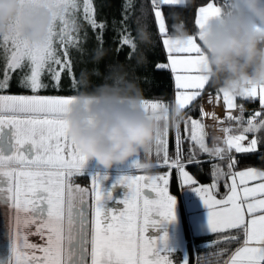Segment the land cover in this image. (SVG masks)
I'll use <instances>...</instances> for the list:
<instances>
[{"label": "snow or ice", "instance_id": "1", "mask_svg": "<svg viewBox=\"0 0 264 264\" xmlns=\"http://www.w3.org/2000/svg\"><path fill=\"white\" fill-rule=\"evenodd\" d=\"M30 5L39 4L42 0H24ZM43 2L62 6L63 14L59 17L62 25L57 33H50L48 41L40 45H29L17 35L4 37L6 65L0 77V90L10 87L12 73L21 71L19 86L31 91V95H0V137H5V129L10 131V148L7 152L0 147V205H7L13 216L11 228V259L4 264H171L168 254L172 251L159 244L168 239L165 233L158 241L145 235L150 226L163 221L176 219V200L169 194L168 175L133 174L121 175L116 184L125 186L127 194L120 201L124 207L118 213L106 210L104 203L112 200V192L105 190L103 182L109 177L100 173L87 171L86 157L74 146L67 136V126L63 119L71 98L41 95L42 90L60 88L64 72H71L69 60H62L55 47L58 37L65 45L64 57L68 56L67 46L76 45L79 40V26L71 18L79 7L78 0H43ZM130 2V0H129ZM154 8L158 31L163 37L162 43L168 52V63L158 64L159 69H170L175 74L176 103L183 109L188 108L202 96L208 84L201 75L203 55L196 35H191L186 42L174 40L168 34L165 15L161 6L175 5L176 0H151ZM85 19L93 28L98 25L91 15L90 0H84ZM220 7L209 3L199 8V17L195 20L198 30L203 26L202 20L218 14ZM70 23L75 26L70 27ZM19 22H17V28ZM12 49L7 55V45ZM122 44L134 48L132 38L122 37ZM47 73L54 83H45L43 77ZM259 101L264 105V89H259ZM219 92H222L219 90ZM223 93L224 104L228 109L236 108L235 97ZM257 89L253 88L244 96L255 98ZM208 103H212L211 97ZM161 103L146 100V106L153 109ZM243 107L240 115L230 112L227 120H235L240 134L227 135L226 147H217L211 151L204 142L205 125L198 120L191 121L190 139L199 148L227 160L228 171L217 166L213 172L215 178L211 187H197L196 181L185 171L182 163L184 156L180 150L179 126L177 127V151L175 158L169 156L167 141L160 137L156 145L157 153L162 150L163 162L160 167L167 166L177 170L181 186L195 191L208 209L207 222L211 233H224L226 230L242 231L243 246L224 261V264H264V171L249 168L246 171L234 172L232 149L236 153H254L260 142L252 138L247 147L241 141L247 139L246 134H257L264 130V109L250 115L245 122ZM201 114L215 119L214 112H205L201 105ZM259 118V119H257ZM246 125V126H245ZM221 131L232 132L230 128ZM167 135V130L164 136ZM189 162H192L191 156ZM139 170L137 162L129 165ZM88 174L92 179V188L75 185L72 178L76 175ZM230 177L231 184L226 185L228 192L217 199L213 190L221 177ZM250 181H259L248 186ZM115 186V185H114ZM156 194V199H148L144 189ZM92 197L89 205L88 196ZM91 208V219L89 212ZM247 217V219H246ZM35 234L42 238L47 232L46 246L30 244L22 229L37 224ZM236 237H225L231 243ZM23 249L32 250L31 252ZM39 251L42 255L37 256ZM185 264H188L185 258Z\"/></svg>", "mask_w": 264, "mask_h": 264}, {"label": "clouds", "instance_id": "2", "mask_svg": "<svg viewBox=\"0 0 264 264\" xmlns=\"http://www.w3.org/2000/svg\"><path fill=\"white\" fill-rule=\"evenodd\" d=\"M195 2L176 0L175 5L191 8ZM62 14V6L43 0L35 5L0 0V37L11 39L18 31L29 45L43 44ZM172 18L171 38L186 42L193 34L179 14L173 13ZM202 24L195 35L204 57L201 75L208 84L233 97L264 89V0H227L218 14ZM132 40L136 66H146L145 49L153 44L148 26L138 25ZM104 55L97 51L95 61ZM90 75H100L99 70L81 74L82 90L72 96L63 116L69 140L89 163L105 171L135 161L139 170L151 174L154 163L148 157L153 146L166 130L184 121L185 110L177 103H161L155 109L146 106L139 79L124 64L109 65L99 84H91ZM219 140L218 133L212 136L211 151Z\"/></svg>", "mask_w": 264, "mask_h": 264}, {"label": "trees", "instance_id": "3", "mask_svg": "<svg viewBox=\"0 0 264 264\" xmlns=\"http://www.w3.org/2000/svg\"><path fill=\"white\" fill-rule=\"evenodd\" d=\"M210 0H196L195 5L191 8H183L176 5L161 6L162 13L165 15L166 27L168 34L171 35V25L173 23L172 14L177 13L184 20L191 33L195 35L198 27L195 25L197 16V9L200 5ZM219 3L222 8L226 5L227 0H214ZM79 7L74 11L71 18L76 21L79 26V32H74L73 35H78L79 40L76 45L67 46L68 56L64 57L65 45H62L57 37L55 40V47L61 59H67L71 63V72H64L61 78L60 88H49L42 90L40 94L50 95H75L82 90V85L79 83L82 73L91 74L94 69H98L100 75H90L91 84H99L102 82L103 74L108 71V66L121 63L127 66L128 70L139 79L141 88L143 89L144 98L146 100H159L163 103H176L175 88V74L170 69H159L157 67L160 62L168 60V52L162 43L163 37L158 31V23L155 19L154 8L151 0H90L91 15L98 25L103 27L93 28L88 20L85 19L83 9L84 0H78ZM140 24H146L149 31L152 33L153 44L148 46L145 51L148 58L146 66L137 67L135 58L130 46L122 44V37L129 36L133 39L136 36V28ZM62 25L58 22L55 31L58 33ZM141 47H144L143 45ZM97 51L105 52L104 57L97 63L94 59ZM2 68H5L4 62ZM10 87L4 92L11 93H31L30 90L19 86V77L22 75L21 71L12 73ZM45 83L52 82L47 73L43 77ZM218 93L219 89L205 85L202 96L197 101L193 102L185 110V117L201 116L202 97L205 93ZM238 103L244 108V115L249 109L256 108L260 105L258 98L245 99L244 97H237ZM203 109L205 110V101L203 99ZM264 109V107H263ZM262 112V110H261ZM264 115V112H262ZM231 126L234 132L239 127L234 120ZM184 125L182 153L184 156L183 164L198 180V182L206 183L214 179L213 172L215 171V162L220 160L218 157L211 156L209 153L203 152L198 144L190 139V134L186 133V119L182 121ZM173 133V131H172ZM251 134V133H250ZM260 142L257 145V150L254 153H236L232 149L231 155L234 158L235 167L233 169L245 166H257L264 168V130L254 134ZM171 140V139H170ZM172 144L169 145V154H171ZM226 147V145L218 146ZM191 156L192 162H189ZM174 158V153L171 155ZM222 165H226V160L222 161ZM232 169V171H233ZM167 166L160 167L155 165L151 173H162L168 171ZM228 171L227 166L222 170ZM82 182L89 185L90 176L86 173L81 177ZM230 177H221L219 195H225L228 192ZM169 187L172 193L176 194L181 202L184 237L187 243L188 264H222L227 256L243 241V233L239 230H226L224 233H195L192 231L188 222L187 214L181 197V183L180 177L175 169H170ZM236 237L231 243H227L225 237ZM203 240H217L215 245L210 248H200L196 244ZM181 253V252H180Z\"/></svg>", "mask_w": 264, "mask_h": 264}, {"label": "crops", "instance_id": "4", "mask_svg": "<svg viewBox=\"0 0 264 264\" xmlns=\"http://www.w3.org/2000/svg\"><path fill=\"white\" fill-rule=\"evenodd\" d=\"M209 3H214L215 6L217 7H220L222 9V6L215 2L214 0H210L202 5H200L197 9V16H196V19L199 17L200 13H199V8L200 7H207V5ZM197 37V36H196ZM197 42L199 43L198 41V38H197ZM169 61H164V62H160L163 63V64H167ZM205 94H211V96H217L215 98L217 103L219 104V106L217 107H213V108H210V104L208 108V111L211 113V112H214V113H217L219 112V114H222L220 116V120L222 122L225 121V126H223L224 128H231V126H233L234 124V120L233 121H229L227 120V115L228 113L230 112L233 116H239L240 115V107L242 106L240 103H238L237 101V97H235V100H234V103L236 104V108L234 109H228L227 106L224 104V100H223V93L222 92H218V93H205ZM204 94V95H205ZM42 95H46V96H59V97H62V98H71L73 95H50V94H42ZM203 95V96H204ZM259 95H260V91L259 89H257V94H256V97L255 98H258L259 99ZM218 97L220 98V101L218 99ZM255 98H250V99H255ZM157 102H162V101H159V100H155ZM202 102H203V97H202ZM163 103V102H162ZM205 106V108H207ZM243 107V106H242ZM264 105H260L256 108H253V109H249L247 111H249L246 115H244V121L246 122L249 118H250V115H253L255 114L256 112H261V110L263 109ZM244 111H245V108L243 107ZM205 111V110H204ZM259 119V118H257ZM192 120H199L201 121V123H203L205 125V117L204 115H201V116H197V117H191L187 120L188 124H186V133L187 134H190L191 136V121ZM246 126V125H245ZM173 131V133H172ZM178 132H179V137H180V150L182 151V144H183V133H184V125L182 124V122L180 123L179 125V129H178ZM205 132L206 131V127H205ZM231 134H240L239 132H230V133H225L223 132V134L220 136V140L218 142V145L217 146H222V145H225V140L227 139V135H231ZM247 135V139L244 140V141H241V143L243 144L244 147H247L248 146V143L249 141L252 139V138H255V135L254 134H246ZM162 138L163 139H166L167 141V149H168V153H169V145L170 143L172 144V141H173V148H171V154H169V156L171 157L172 153H174V158H175V154H176V151H177V128H169L167 130V135L164 136V134L162 135ZM171 139V140H170ZM204 142L205 144L210 147L211 144H212V138L209 136V135H205L204 136ZM156 146L154 145L153 146V150L152 152L149 154V159H153L154 155L158 154L156 153ZM163 154V152H161ZM183 163V162H182ZM136 169H131L129 166H117V167H114L113 169L109 170V171H105L101 168H98L94 162L92 163H89L87 164V171L89 173H100V174H107L108 177L110 178H114V179H118L121 175H125V174H133V173H136V174H145L142 170H138L135 172ZM151 174H154V175H165L167 174L168 175V178H169V174H170V169L168 171H165V172H162V173H151ZM147 175V174H145ZM168 190H169V194L172 195L175 200H176V208H175V212H176V219L174 221H170V222H166V221H163L155 226H150L149 227V230L147 233H145V235L147 237H149L150 239L152 238H155L157 239L158 241L160 240V237H162L165 233H167V241H166V244L164 243V246H166V248H171V249H174L173 251L176 252L177 250H180V249H176L177 247V243L175 245V248H172V246H174L172 244V239H175V241H177V239H181L182 236H183V220H182V209H181V202L179 201V199L177 198L176 194L172 193V191L170 190V187L168 186ZM114 190H112V197L114 195L113 193ZM122 197H120L117 202H113V200H110V201H106V202H103L104 203V207L106 208V210H110L111 212L113 213H118L119 211H121L124 207V205L120 202L123 200V198L125 197V195L127 194L128 192V189L127 188H122ZM144 194L145 196L148 198V199H156V194L151 192L150 189H147L145 188L144 189ZM247 219V217H246ZM244 240V238H243ZM170 244L168 245L167 243ZM163 243V242H162ZM179 244V242H178ZM170 246V247H168ZM241 246H243V241L238 245L236 246L233 251L227 256V258L224 260H229V258L235 253V251L240 248ZM181 248V247H179ZM224 264V262L222 263Z\"/></svg>", "mask_w": 264, "mask_h": 264}, {"label": "rangeland", "instance_id": "5", "mask_svg": "<svg viewBox=\"0 0 264 264\" xmlns=\"http://www.w3.org/2000/svg\"><path fill=\"white\" fill-rule=\"evenodd\" d=\"M6 47H7V50H8L7 51V55H10L11 50H13L11 42H9V44ZM4 62H6V50H5V46L3 45V38L0 37V77H2V68L4 66L3 65ZM31 94L32 93H11V92L0 91V95H31ZM209 97H211V99H212V103L211 104L208 103ZM215 97H217V96H211V94H205L203 96V99L205 101V106L207 107V106H209V104L211 106V107L209 106L210 108L219 106V104L216 101L217 98H215ZM218 99L220 101L219 97H218ZM147 101H149V103L157 102L155 100H147ZM157 103H162V102H157ZM209 107L205 108V112H209L208 111ZM221 115L222 114H219V112L215 113V117H216L215 119H213L211 116L204 115L206 131H207L208 135L211 138H212L213 135H215L217 133L219 134V137L223 134V131H221L220 129L224 128L223 126H225V121L222 122L219 119ZM185 119L187 121L189 118L185 117ZM155 146H156L155 150H156V153H157V147L158 146L156 144H155ZM161 152H162V150L159 152V154H156V155L153 156L154 158L152 159V161L154 163V166L162 164V162H163V154ZM217 166H219V168L223 170L224 167L227 166V160H226V165H222V161L217 160L215 162V168ZM249 168L260 170V171H264V168L253 166V165L245 166V167H241V168H237V169H233V171L234 172L246 171ZM136 171H138V170L136 169L135 172ZM185 171H187L189 173V175L192 176V178L196 181V185L195 186H197V187H211V185L213 184V182L215 180V178H214L211 182H206V183L198 182L196 177L189 170H187L185 168ZM133 175L142 176V175H145V174L133 173ZM108 179L115 186L117 185L119 187L126 188L125 186L116 184L117 179H114V178L112 179L110 177ZM220 179L217 182V188L213 190V194L216 196L217 199H220V198L224 197V195H219L218 194V190H220V187H219ZM111 182L108 183L107 185L104 184L103 187H107L109 190H113V186H112ZM231 182L232 181H231V178H230L228 185H230ZM256 183H259V181H250L248 186H254ZM181 197L183 198L184 208H185V211H186V214H187V218H188V222L190 224V227H191L192 231L195 232V233H199V234L200 233H207V232L210 233L211 231L209 229L208 222H207L208 209L203 204V202L200 199L199 195L195 191L191 190V188H189L187 186H184V187L181 186ZM116 198H118V197H116ZM182 220H183V218H182ZM166 222H170V221H166ZM183 231H184V229H183ZM172 240H173L172 244L174 245V246H172V248H175V245L177 243V246H176L177 248L176 249H180V250H177V251H182V253L184 255V260H182V262H179L177 264H184L185 263V258H186L185 253H187L186 239H185V237L183 235L182 238L181 239L178 238L177 241H175V239H172ZM216 241L217 240H203V241H200V243H197L196 246L200 247V248H210V247L215 245ZM178 242H179V244H178ZM168 247H170V246H168ZM179 247H181V248H179ZM168 249L172 251L171 254H168V258L171 260V263H173L172 256L175 255V257H176V253H180V252H174L173 251L174 249H171V248H168Z\"/></svg>", "mask_w": 264, "mask_h": 264}, {"label": "flooded vegetation", "instance_id": "6", "mask_svg": "<svg viewBox=\"0 0 264 264\" xmlns=\"http://www.w3.org/2000/svg\"><path fill=\"white\" fill-rule=\"evenodd\" d=\"M5 133L6 136L5 137H0V147L5 148L7 152H11V148H10V131L9 129H5ZM84 175H76L72 178V182L75 185H79L80 187L83 188H87L89 189V193L91 191L92 188V179L90 177V182L89 185H87L85 182H82L81 177H83ZM111 181H109V179H107L106 181L103 182L104 184H108ZM112 184V182H111ZM102 185V186H103ZM113 186V198L112 200H114L113 202H117V200L122 197V187L119 186H114V184H112ZM105 190L108 191H112L109 190L107 187H104ZM118 197V198H116ZM88 202L89 205L91 206L92 204V197L89 194L88 196ZM89 219H91V208H90V212H89ZM13 226V216L11 213V210H9L7 208V205H0V258L2 257V264H3V258L5 257L6 259H11V252H10V243H11V228ZM37 227H38V223L37 224H32L30 225L28 228H24L22 229V233L27 235V240L30 244H35L37 246H46V241H47V232L45 231V235L42 238L40 235L35 234L37 231ZM183 235H184V231H183ZM168 245L170 244L167 243ZM160 247L164 246V242L159 244ZM23 251H28L31 252L32 250L29 249H23ZM176 252H181V253H176V257L175 255L172 256V260L173 263L171 264H177L179 262H182V260H184V255L182 253V251H176ZM37 256L42 255V253H40L39 251L36 252ZM187 261H188V253H185ZM89 259V264H90V257ZM185 264V263H184Z\"/></svg>", "mask_w": 264, "mask_h": 264}, {"label": "water", "instance_id": "7", "mask_svg": "<svg viewBox=\"0 0 264 264\" xmlns=\"http://www.w3.org/2000/svg\"><path fill=\"white\" fill-rule=\"evenodd\" d=\"M201 105H202V107H203V102L201 103ZM204 110V109H203ZM6 260H5V257L3 258V264H4V262H5ZM0 264H2V257L0 258Z\"/></svg>", "mask_w": 264, "mask_h": 264}]
</instances>
